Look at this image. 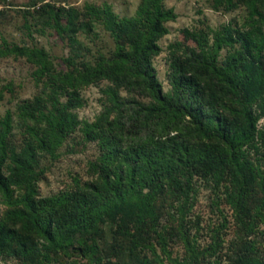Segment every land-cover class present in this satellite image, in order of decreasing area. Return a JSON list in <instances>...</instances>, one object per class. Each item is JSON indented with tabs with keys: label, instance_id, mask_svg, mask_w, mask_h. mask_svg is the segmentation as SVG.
I'll list each match as a JSON object with an SVG mask.
<instances>
[{
	"label": "rangeland",
	"instance_id": "374dc122",
	"mask_svg": "<svg viewBox=\"0 0 264 264\" xmlns=\"http://www.w3.org/2000/svg\"><path fill=\"white\" fill-rule=\"evenodd\" d=\"M252 1L235 0L228 9L217 5V0H162L177 15L166 22L169 32L158 40L161 51L152 57L164 94L174 95L176 87L187 83L182 87H188L183 103L193 102L203 118L220 115L232 125L240 124L235 115L242 97L227 91L219 72L248 70L253 64L264 68V47L258 51L253 45L262 39L264 26L259 15L251 13ZM255 1L264 13V0ZM141 2L0 0V118L11 112L9 138L18 150L27 144L35 148L40 173L35 199L52 198L56 205H48L43 213L57 211L48 219L52 240H47L26 226L24 186L13 185L11 198L0 192V224L14 234L0 264H246L247 259L264 264V87L250 105L258 116L257 138L247 152L253 172L244 187L248 216L241 217L234 205L237 176L230 167L217 170L209 160L200 159L209 144L189 116L148 115L139 104L150 106L151 98L133 87L119 88L124 105L114 109L107 94L113 84L105 76L61 86L64 73L74 71L78 76L94 71L102 63L127 58L130 52L129 43L108 30L89 7L107 4L119 17L138 19ZM73 9L75 36L83 43L82 55L75 61L69 57L71 26L67 24ZM239 34L250 35V46ZM219 38L226 39L214 56ZM43 61L46 67L41 72ZM249 82L254 90L258 80L251 77ZM55 93L69 105L79 125L51 153L38 147L46 122L36 116L37 108L47 110ZM182 145L194 161H183ZM140 147L175 153L171 172L159 171L158 178L153 172L157 180L148 184L157 187L143 189L153 195V214L138 222L118 213L89 233L65 232L63 223L72 222L69 218L80 211L81 203L90 201L104 209L114 199L109 185L127 183L131 175L138 178L141 161L135 163L133 151ZM3 171L10 176L8 165ZM97 194L102 197L92 201ZM24 243L28 248L32 245V251H24Z\"/></svg>",
	"mask_w": 264,
	"mask_h": 264
},
{
	"label": "trees",
	"instance_id": "16d2710c",
	"mask_svg": "<svg viewBox=\"0 0 264 264\" xmlns=\"http://www.w3.org/2000/svg\"><path fill=\"white\" fill-rule=\"evenodd\" d=\"M225 5L226 8L231 9L235 5V0H217V5ZM252 15L257 13L259 15V23L264 26V13L257 8V3L253 0L248 3ZM92 15L100 17L104 26L115 34L118 38L125 39L129 43L130 52L128 57L123 60H114L110 64L102 63L94 71L79 72L78 76L74 71L64 73L61 81V86L65 83L72 84L75 81L81 83H90L102 76L107 77L113 84L107 88V94L112 107L114 109H121L124 105L119 88H141V91L149 96L152 100V105H140V109L145 111L148 115L153 114H171V115H186L191 118V123L195 131L204 137L209 144L204 148L203 156L200 159H207L212 162V165L220 170L224 167H230L233 172V177L237 176L238 190L234 195V205L239 209L242 216H248L246 210L247 200L244 192V187L248 185V173L253 172L252 163L247 156V152L255 145L257 138V121L258 116L250 109V105L258 98L264 87V68L262 66H255L253 64L245 69L230 68V70L220 71L221 79L225 82L228 92L242 97L241 107L238 109V114L235 118L240 121V124L232 125L229 118L223 116H206L200 109L191 101L182 102V94L186 91L182 87H176L174 95H166L162 90V85L157 78V73L152 65V57L161 51L158 40L169 32L166 22L177 17L175 11L164 6L162 0H142L139 10V18H122L119 17L110 5L103 7H89ZM77 11L73 9L69 12L67 17V24L71 26V42H70V60L75 61L81 57L83 50V43L76 38V31L78 26L75 23ZM58 22V18H55ZM66 24V26H67ZM262 39L254 43L255 49L261 51L264 47V31L261 30ZM229 35L232 34L229 32ZM245 40V45L250 46L248 34H239ZM226 38H219L215 47V54L221 48L222 41ZM25 54L23 51H19ZM39 56L43 55L42 51H36ZM46 62L41 63V72L46 67ZM217 71L216 65L213 66ZM97 77V78H96ZM254 77L258 80L256 88L252 90L253 85L249 82L250 78ZM192 87V84L189 86ZM55 89V87H54ZM55 91V90H54ZM196 89L193 87L195 94ZM193 94V95H194ZM186 97V96H184ZM39 116L37 121H45L46 128H44L41 138H38V147L41 150L50 151L53 146L64 138L70 132H73L79 125V121L75 114L70 111L69 105L61 102L57 93L51 99L47 106V110L37 108ZM12 129V114H7L0 118V192L6 197L11 198L12 186H24L25 192L23 196V204L27 209V224L30 225L39 236L52 240L51 227L49 218L53 217L57 211L43 213L44 209L53 204L52 198L35 199L37 181L40 173L36 171L38 167V160L36 157V150L29 144L23 149L15 146L14 142L9 138ZM53 138L56 142H53ZM56 143V144H55ZM141 150H134L133 160L135 163L141 161L140 174L138 178L134 175L130 176L127 183H117L115 186H110L114 199H112L104 209L93 204V202L84 201L80 205V211L69 220H72L68 226L63 223L62 228L68 232L70 236L73 234L88 233L92 230H97L100 225L107 221L113 220L118 213H123L128 218L134 219L138 222H145L149 216L153 214L152 201L153 195L143 193V189L149 187L153 191L157 184H148L150 180H157V172L167 169L171 172V165L176 164V160L171 156L175 155L173 151L167 154L166 150L149 149L140 147ZM195 150V148H192ZM112 150V149H111ZM186 153L183 156V161L186 159L194 161L195 157H188L189 149L182 145V151ZM109 156L114 153L110 152ZM167 154V155H166ZM136 155V156H135ZM199 159V158H197ZM10 161L9 163H7ZM10 167V176L4 174V167ZM211 165V164H210ZM137 166H134V169ZM156 185V186H155ZM101 194L92 197V201L101 198ZM242 219L245 228L250 225L245 219ZM78 219V226L75 223ZM60 225V223H59ZM6 227L0 224V256L8 251L14 240V234L11 231H6ZM24 251H32V245L28 248L23 244ZM246 264H260L259 261L247 259Z\"/></svg>",
	"mask_w": 264,
	"mask_h": 264
}]
</instances>
